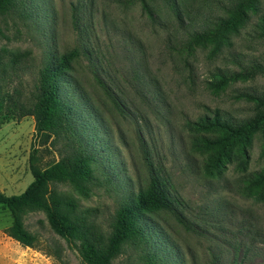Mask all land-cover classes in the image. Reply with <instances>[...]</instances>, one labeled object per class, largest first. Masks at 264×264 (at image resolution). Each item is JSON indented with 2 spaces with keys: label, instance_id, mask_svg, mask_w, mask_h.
<instances>
[{
  "label": "rangeland",
  "instance_id": "obj_1",
  "mask_svg": "<svg viewBox=\"0 0 264 264\" xmlns=\"http://www.w3.org/2000/svg\"><path fill=\"white\" fill-rule=\"evenodd\" d=\"M217 2L227 3L190 1L178 14L164 0H152L150 11L140 0H16L0 17V62L26 54L7 69L4 80L0 74V84L8 91L21 88L22 99L30 96L39 70L54 54L87 51L72 63L87 101L65 87L61 100L72 109L82 141L111 184L95 188L88 198L66 184L55 188L75 198L81 210L92 209L103 229L122 202L147 187L150 169L167 181L170 198L180 203L173 213L146 218L145 243L127 245L113 264H146L144 252L157 264H264V194L247 190L254 174L264 170L262 138L253 136L246 154L236 147L216 167L214 151L202 146L201 137L217 132L197 126L216 110L244 119L253 106L236 95L264 94V74L230 83L219 94L208 88L217 69L238 70L233 55L243 65H264L260 14H251L218 55L211 54L213 47L182 51L190 31L185 13L195 10L199 25L204 12L221 13ZM34 124L27 116L0 125V193L6 196L23 193L32 182L33 150L41 168L59 160L57 148L40 144ZM11 222L0 205V264H82L76 250L53 237L42 213L27 215L25 225L43 246L56 240L61 263L9 238L5 231Z\"/></svg>",
  "mask_w": 264,
  "mask_h": 264
},
{
  "label": "trees",
  "instance_id": "obj_2",
  "mask_svg": "<svg viewBox=\"0 0 264 264\" xmlns=\"http://www.w3.org/2000/svg\"><path fill=\"white\" fill-rule=\"evenodd\" d=\"M15 1L0 0V17L15 6ZM140 1L143 8L150 11L149 4L152 0ZM164 1L181 14L179 7L182 4L198 0ZM226 1V4L217 2L220 14L204 12L199 25L194 17L195 10L185 13L190 31L182 51L192 53L195 46L213 47L211 54L218 55L224 47L230 45L231 34L237 33L251 14H260L258 37L264 42V14L260 13V0ZM2 34L0 28V36ZM81 54H87L85 48L74 49L67 54H54L52 61L39 70L30 96L26 99H22L21 88L8 91L0 84V125L8 120L33 117L34 130L40 138V144H49L57 148L59 153L58 161L41 168L37 164V151L33 150L29 156L32 182L19 195L6 196L0 193V205L8 210L12 219L5 233L22 247L40 251L62 262V249L56 240L53 238L51 245L43 246L40 236L29 231L25 225L27 215L42 213L53 237L55 235L64 240L76 250L82 264H113L127 245L141 248L145 243L143 222L146 218L155 217L164 211L173 213L176 211L174 206L180 203L170 198L167 181L150 169L147 187L122 202L110 218L108 227L103 229L96 222L92 209L81 210L75 198L55 188L56 185L66 184L80 196L88 198L95 188L111 184V179L98 169L102 165L82 141L83 135L76 129L75 119L71 117L72 109L61 100V90L65 87L79 99L87 101L79 83L73 77L72 63ZM25 56L26 54L15 53L8 63L0 62L3 80L7 69H13ZM232 58L238 70L217 69L213 74L216 80L208 83L212 92L222 93L230 83L264 74V65H243L238 56L233 55ZM236 99L252 104L250 116L234 119L216 110L212 117H204L197 123L203 131L217 132L214 136L201 137L202 146L214 151L212 162L216 167L222 165L236 147L246 154L255 135L261 136L264 152V94L240 92ZM91 111L95 114L94 109ZM100 175L104 177L102 180ZM249 183L247 190L263 195L264 170L254 174V179ZM143 259L146 264H157L154 256L148 252H144Z\"/></svg>",
  "mask_w": 264,
  "mask_h": 264
}]
</instances>
